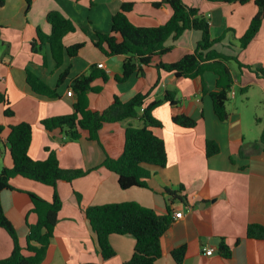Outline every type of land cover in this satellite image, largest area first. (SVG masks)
<instances>
[{"label":"crops","instance_id":"obj_1","mask_svg":"<svg viewBox=\"0 0 264 264\" xmlns=\"http://www.w3.org/2000/svg\"><path fill=\"white\" fill-rule=\"evenodd\" d=\"M124 1L134 3L127 16L136 25L156 26L171 15L167 4L153 5L160 0H31L28 8L25 0H5L0 6V90L6 94L13 110L12 116H5V106L0 105V122L4 126L0 170L12 165L6 138L9 126L19 122L32 126L28 150L32 158L45 159V147H49L55 150L62 168L96 167L71 182L57 183L62 208L51 243L38 264H123L130 259L135 238L118 233L109 235L114 255L103 258L96 234L81 209L123 201H136L159 215L172 216L171 224L160 237L161 255L154 264H177L171 251L180 245L185 246L181 264H264V237H249L246 233L249 224L264 228V142L258 149L252 148L264 130V81L231 61L234 82L233 94H229L226 103L229 117L219 120L209 95L216 84L217 76L213 72L185 77L155 67L158 61L173 62L192 52L201 38L198 30L183 32L169 52L155 57L151 65L144 67L143 74L134 73L123 82L116 81L115 76L122 73L124 55L106 56L91 40L95 31L110 30L112 15ZM183 2L196 7L209 19L212 37L224 35L213 45L214 49L235 56L242 63L264 66V17L251 42L243 49L238 47L239 37L257 11L253 1L244 4L208 0ZM51 10L61 12L76 26L74 32L63 37L64 45L84 43L76 55L65 53L58 67L48 43L41 44L39 51L31 49L37 28L44 34L50 33L46 15ZM98 63H103L108 79L93 82L100 85L101 90L89 91L90 108L102 111L114 96L127 101L137 93L149 92L147 103L159 100L152 113L161 126L154 127L153 131L164 141L167 161L161 168H151L147 186L121 188L117 174L100 166L105 156L121 155L126 127L141 126V118L103 124L99 142L88 140L86 133L76 141L67 140L59 129L46 130L40 125L44 118L73 112L75 96H69L67 90L75 76L86 73L91 65ZM66 68L68 74L58 84ZM26 69L56 88L59 96L47 98L34 94L25 79ZM169 91L174 92L173 104L166 98ZM175 115L191 117L195 125H179L173 121ZM206 140L217 142L219 152L207 156ZM10 185L0 191V201L24 246L28 224L37 220L29 192L51 200L53 188L19 175L10 180ZM74 191L81 195V207ZM178 211L182 214L175 217ZM221 240L229 247L228 257L219 252ZM204 247L213 248L212 254H204ZM11 250V238L0 227V259L9 256Z\"/></svg>","mask_w":264,"mask_h":264},{"label":"trees","instance_id":"obj_2","mask_svg":"<svg viewBox=\"0 0 264 264\" xmlns=\"http://www.w3.org/2000/svg\"><path fill=\"white\" fill-rule=\"evenodd\" d=\"M210 2H238L244 4L253 1L257 7L245 32L238 39V47L245 48L259 31L264 17V0H208ZM5 0H0V6ZM27 8L31 0H25ZM167 4L171 8V15L167 21L156 26H140L131 22L127 13L132 10L134 3L124 1L120 8L112 15L111 27L107 32L95 31L92 44L106 56L124 55L122 73L115 76L116 81L123 82L134 73L143 74L144 67L151 65L155 57L169 52L178 38L187 30H198L201 38L196 42L194 50L181 56L173 62L158 61L155 67L164 72H173L177 76L195 77L206 71L213 72L216 78L215 89L209 92L214 114L219 120H226L229 112L226 103L229 101V92L233 87V76L230 62L235 61L240 69L252 72L264 81V66L245 64L235 56L218 52L213 45L221 41L224 35L212 37L209 19L196 7L186 5L183 0H160L153 5ZM51 27L49 34H44L39 28L31 41L32 51H39L41 44L48 43L51 55L58 67L66 53L69 56L77 54L83 42L65 46L63 37L76 30L71 19L61 12L51 10L46 15ZM68 68L59 76L58 84L62 83ZM25 79L30 90L39 96L56 98L59 96L56 88L50 87L36 73L25 70ZM96 79L106 81L108 74L96 64L90 66L86 73H81L73 79L70 87L75 96L73 112L55 115L40 120V125L46 130L59 129L67 140L76 141L83 133L90 141L99 142V130L105 123L122 121L132 117L141 118V126L128 125L125 129L123 151L117 158L105 156L100 166L107 168L118 176L121 188L131 186H147V178L152 174L151 168H161L166 164L167 154L164 141L153 131L154 127L161 126V122L154 117L152 111L159 104V100L146 102L149 92L137 93L127 101H121L114 96L111 103L102 111L89 106V91L98 92L100 85H93ZM204 89V85H203ZM174 92L169 91L166 98L173 104ZM3 104L5 116H12L13 110L8 98L0 90V105ZM143 107L141 111L140 108ZM173 121L179 125L192 127L195 120L186 115H175ZM4 129L0 122V152L2 150L1 133ZM32 126L28 122H19L9 126L6 138L12 165L0 170V191L10 188V180L15 176H22L37 182L52 186L53 195L47 200L36 193L29 192L32 202V211L37 220L28 224L26 243L19 242L16 229L3 211L0 201V227L4 229L12 241V250L9 256L0 259V264H38L46 253L53 238L54 228L62 208V199L57 191L59 181L71 182L82 177L92 169L62 168L55 150L45 147V159H34L29 153ZM264 142V130L252 148L258 149ZM219 145L214 140H206L205 153L207 156L219 152ZM242 154V152H240ZM182 189V188H181ZM75 200L81 207V195L74 191ZM91 228L96 234L97 242L103 258L114 255L109 243L112 233L129 234L135 238L134 253L123 264H154L161 255L160 237L172 222L171 214L159 215L151 208L145 207L136 201L110 202L95 204L82 208ZM246 233L249 237H264V228L259 224H249ZM219 252L228 257V245L221 240ZM28 253L25 254L23 251ZM185 254V246L180 245L171 251L177 264H181Z\"/></svg>","mask_w":264,"mask_h":264},{"label":"built area","instance_id":"obj_3","mask_svg":"<svg viewBox=\"0 0 264 264\" xmlns=\"http://www.w3.org/2000/svg\"><path fill=\"white\" fill-rule=\"evenodd\" d=\"M97 66H98L99 68H102L105 72L107 71V70L104 68L103 63H98ZM67 94H68L69 96H73V92H72V89H71V88H69V89L67 90ZM229 94H233V91L231 90V91L229 92ZM140 110L142 111V110H143V107H141ZM181 214H182V212L178 211V212H175L174 215H175V217H180ZM212 252H213V248H211V247H204V248H203V253L206 254V255H210V254H212Z\"/></svg>","mask_w":264,"mask_h":264},{"label":"rangeland","instance_id":"obj_4","mask_svg":"<svg viewBox=\"0 0 264 264\" xmlns=\"http://www.w3.org/2000/svg\"><path fill=\"white\" fill-rule=\"evenodd\" d=\"M87 6H89V5H87ZM232 64H233V62H232ZM237 95L239 96V95H240V93H239V92H237ZM260 116H261V117H263V114H261ZM253 120L255 121L254 117H253ZM262 125L264 126V122H263V120H262Z\"/></svg>","mask_w":264,"mask_h":264}]
</instances>
